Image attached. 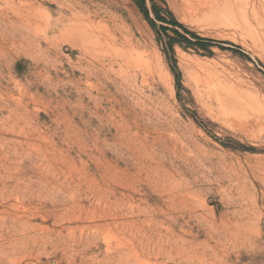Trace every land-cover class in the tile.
I'll return each instance as SVG.
<instances>
[{
    "label": "rangeland",
    "instance_id": "obj_1",
    "mask_svg": "<svg viewBox=\"0 0 264 264\" xmlns=\"http://www.w3.org/2000/svg\"><path fill=\"white\" fill-rule=\"evenodd\" d=\"M69 1L0 0V264H264V0Z\"/></svg>",
    "mask_w": 264,
    "mask_h": 264
},
{
    "label": "bare ground",
    "instance_id": "obj_2",
    "mask_svg": "<svg viewBox=\"0 0 264 264\" xmlns=\"http://www.w3.org/2000/svg\"><path fill=\"white\" fill-rule=\"evenodd\" d=\"M69 2H71V4H67V5H69V7L71 8V12L74 15V19H77L78 21H75L73 23V26H71V27L67 26L68 27V28L66 27L67 32L72 37V39L79 40L81 42V45L84 47V49H83V47H82V49L84 51H86V53H88V54L90 53L93 55V53H96L95 51L97 50V48H99V51H101L100 49H105V47H110V46L112 47V45H114L116 43L117 40L115 39L114 36H113L114 38H110L107 35H98L97 34V31H98L97 26L91 20V12H90V10H86L88 8H86L85 10H81L82 5H80V2H78V0H70ZM89 7H91V6H89ZM78 8H80V10ZM114 59L115 58L111 55L109 57V62L111 64L117 63V60L114 61ZM102 60H105V59H103V58L101 59L100 57H90L89 64H90V67L92 68L91 70H93V67H96L97 64H100L102 62ZM101 65H103V64H101ZM120 65H122V64H120ZM102 67H104V66H102ZM96 70H97V68H96ZM105 71H109V70H106V68H105ZM103 73H105V72H103ZM142 247H144V246H142Z\"/></svg>",
    "mask_w": 264,
    "mask_h": 264
},
{
    "label": "trees",
    "instance_id": "obj_3",
    "mask_svg": "<svg viewBox=\"0 0 264 264\" xmlns=\"http://www.w3.org/2000/svg\"><path fill=\"white\" fill-rule=\"evenodd\" d=\"M137 3L139 5V7L141 8V10L143 11V13L146 15V17H147L149 23L151 24V26L153 27V29H155L158 32V29L156 27V23L153 19H151L150 11L146 7V0H137ZM153 9L155 11V15H156L157 19L165 23V25L162 26V30H164L165 32L172 30L175 34L180 35V32L177 29V27H180V28H183L187 33H189L194 39H197L199 42H202V43H211L212 42L209 39L201 38L197 34L189 32L180 22H178V20L173 16V14H170L171 19L168 20L166 17L162 16L159 13L155 4H153ZM171 27H173V28H171ZM187 41L189 43H191L190 40H187Z\"/></svg>",
    "mask_w": 264,
    "mask_h": 264
}]
</instances>
